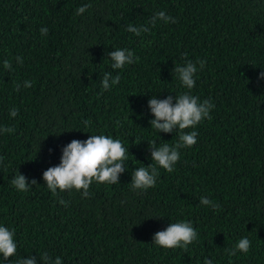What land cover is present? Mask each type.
Masks as SVG:
<instances>
[{"label": "trees", "instance_id": "1", "mask_svg": "<svg viewBox=\"0 0 264 264\" xmlns=\"http://www.w3.org/2000/svg\"><path fill=\"white\" fill-rule=\"evenodd\" d=\"M84 5L91 6L76 15ZM160 11L176 22L158 21L139 36L127 31ZM119 49L138 59L114 70L108 53ZM188 61L197 67L189 94L214 105L211 119L185 130L198 132L197 143L179 149L172 173L157 166L156 186L133 191V171L154 164L149 144L180 143L179 131L151 127L148 102L171 95L175 103L189 91L174 71ZM261 72L264 0H0V128H15L0 132V226L17 243L16 256L0 255V264L28 256L40 264L43 253L62 264H264ZM105 73L121 77L107 91ZM101 134L129 151L119 183L93 182L88 197L74 189L54 196L43 173L73 140ZM19 173L36 185L17 191L11 180ZM201 197L220 207L201 205ZM176 222L198 233L187 251L153 242ZM245 237L249 252L230 257Z\"/></svg>", "mask_w": 264, "mask_h": 264}, {"label": "clouds", "instance_id": "2", "mask_svg": "<svg viewBox=\"0 0 264 264\" xmlns=\"http://www.w3.org/2000/svg\"><path fill=\"white\" fill-rule=\"evenodd\" d=\"M91 5H84L76 10V15L85 13ZM158 21L164 24L175 23L176 20L165 12L160 11L152 17L147 26H133L129 24L127 31L135 36L148 32L150 27L155 26ZM42 35H47L48 29L42 28ZM112 61L114 70L123 69L126 65L136 62V58L132 51L127 49H119L108 53ZM18 63H23L22 59L17 58ZM204 61H199L200 68L203 69ZM4 68L12 71V65L8 60L4 61ZM183 87L188 89L179 96L173 97L169 95L164 100H158L152 97L148 106L152 115L155 117L150 121L151 127L158 133H173L179 131V141L175 146H169L164 143L160 146L153 141L149 144L151 150V159L154 164L148 167H139L132 173L131 187L133 191H147L156 186L159 172L157 166L166 170L168 173L174 171V166L180 160L179 149L181 147H192L197 143L198 132L193 130L185 132L186 129H195L197 125L205 119H211L210 112L214 105L210 101L200 102L199 97L189 94L196 86L195 75L197 67L191 61L184 66L174 68ZM121 77L116 75L114 78L111 73H105L101 81L102 89L109 90L119 84ZM260 79H264V72H261ZM24 87H32L30 81L24 82ZM15 91L20 90V84H15ZM19 109L13 107L10 109V116L16 117ZM89 122L84 121V126L88 127ZM0 132L14 133L15 128H0ZM129 151L124 147L119 139H114L107 135H90L86 141L73 140L62 149L61 161L58 166L50 167L43 173V180L47 188L55 196L57 189L60 192H71L73 189L81 191L84 197L89 196V189L93 182L97 184L115 185L119 183V178L126 171L125 162L128 160ZM3 158L0 157V160ZM11 184L17 191L27 192L31 185H36V181L32 180L31 185L28 184L26 178L22 174L16 175ZM61 204L66 202L61 199ZM200 204L217 210L220 206L206 197H201ZM15 233L13 230L5 226H0V255L4 260L14 257L17 254V243L14 240ZM198 239V233L190 222L170 223L166 230L159 231L153 237V242L164 249H182L188 250V246ZM251 242L248 238H241L235 245L234 249L228 252L230 257L237 255V252L247 254L250 250ZM40 264H62V259L56 257L54 260L43 253L39 258ZM17 264H37L36 257L28 256L27 259H20ZM204 264H212L211 260L206 259Z\"/></svg>", "mask_w": 264, "mask_h": 264}]
</instances>
